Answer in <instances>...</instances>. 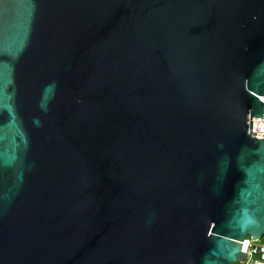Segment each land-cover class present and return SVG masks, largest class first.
<instances>
[{"label": "water", "instance_id": "water-1", "mask_svg": "<svg viewBox=\"0 0 264 264\" xmlns=\"http://www.w3.org/2000/svg\"><path fill=\"white\" fill-rule=\"evenodd\" d=\"M264 0H0V264H232L264 235Z\"/></svg>", "mask_w": 264, "mask_h": 264}, {"label": "built area", "instance_id": "built-area-1", "mask_svg": "<svg viewBox=\"0 0 264 264\" xmlns=\"http://www.w3.org/2000/svg\"><path fill=\"white\" fill-rule=\"evenodd\" d=\"M250 120V133L257 138H264V116H253ZM241 250L245 253V258L232 264H264V241L261 239L246 237L242 241Z\"/></svg>", "mask_w": 264, "mask_h": 264}, {"label": "rangeland", "instance_id": "rangeland-1", "mask_svg": "<svg viewBox=\"0 0 264 264\" xmlns=\"http://www.w3.org/2000/svg\"><path fill=\"white\" fill-rule=\"evenodd\" d=\"M261 241H264V236H262Z\"/></svg>", "mask_w": 264, "mask_h": 264}, {"label": "trees", "instance_id": "trees-1", "mask_svg": "<svg viewBox=\"0 0 264 264\" xmlns=\"http://www.w3.org/2000/svg\"><path fill=\"white\" fill-rule=\"evenodd\" d=\"M264 236V235H263Z\"/></svg>", "mask_w": 264, "mask_h": 264}]
</instances>
